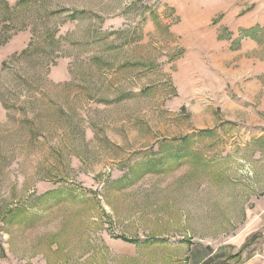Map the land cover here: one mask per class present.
Here are the masks:
<instances>
[{
  "label": "rangeland",
  "instance_id": "rangeland-1",
  "mask_svg": "<svg viewBox=\"0 0 264 264\" xmlns=\"http://www.w3.org/2000/svg\"><path fill=\"white\" fill-rule=\"evenodd\" d=\"M224 4L0 0V264H193L249 223L264 38L223 72Z\"/></svg>",
  "mask_w": 264,
  "mask_h": 264
},
{
  "label": "crops",
  "instance_id": "crops-1",
  "mask_svg": "<svg viewBox=\"0 0 264 264\" xmlns=\"http://www.w3.org/2000/svg\"><path fill=\"white\" fill-rule=\"evenodd\" d=\"M248 0H223V10L227 15L222 20V27L225 30V34L232 33L231 38L221 39L218 36L211 38L212 54L214 57H219L221 61L222 71L227 70L229 62H233L234 59H238V64L241 66L240 71H243L246 61V54H253L259 50L260 45L263 44L264 36L261 35V30L264 32V0H252L251 4H255L257 7L246 14L244 17L235 19L242 11L239 5L245 4ZM248 3V2H247ZM237 7V8H235ZM217 34V33H216ZM223 34V33H221ZM225 37V36H224ZM238 45L236 51H232L230 47L232 45ZM251 65L252 76H260L264 71V62L258 57L252 58ZM257 62V63H256ZM228 71V70H227ZM260 73V74H258ZM257 206H260V210L257 212L246 213L245 221L249 222L239 233L231 239L230 244L227 247L213 250L208 252L204 258L199 260L197 256L190 258L194 261L193 264H210L213 261L219 262V264H264V231H261L256 240L244 248L245 244L250 237L260 232V228L264 226V202L261 204L259 201H253ZM207 245H205V248ZM232 247L234 250L232 251ZM207 249V248H206Z\"/></svg>",
  "mask_w": 264,
  "mask_h": 264
},
{
  "label": "trees",
  "instance_id": "trees-1",
  "mask_svg": "<svg viewBox=\"0 0 264 264\" xmlns=\"http://www.w3.org/2000/svg\"><path fill=\"white\" fill-rule=\"evenodd\" d=\"M74 16V14H72V17ZM124 241H126V242H130V241H128V240H125L124 239ZM251 243H253V242H251V240L250 241H247V243L245 244V246H244V248L245 247H247L249 244H251Z\"/></svg>",
  "mask_w": 264,
  "mask_h": 264
}]
</instances>
